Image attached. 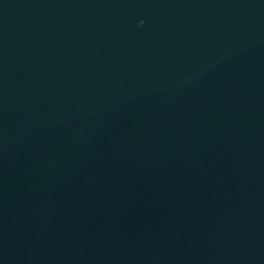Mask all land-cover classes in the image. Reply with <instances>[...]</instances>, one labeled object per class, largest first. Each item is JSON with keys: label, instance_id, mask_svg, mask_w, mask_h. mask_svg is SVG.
<instances>
[{"label": "water", "instance_id": "obj_1", "mask_svg": "<svg viewBox=\"0 0 264 264\" xmlns=\"http://www.w3.org/2000/svg\"><path fill=\"white\" fill-rule=\"evenodd\" d=\"M0 264H264V0H0Z\"/></svg>", "mask_w": 264, "mask_h": 264}]
</instances>
